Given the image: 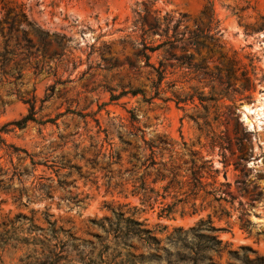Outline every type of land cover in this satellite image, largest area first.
Here are the masks:
<instances>
[{"label": "rangeland", "instance_id": "obj_1", "mask_svg": "<svg viewBox=\"0 0 264 264\" xmlns=\"http://www.w3.org/2000/svg\"><path fill=\"white\" fill-rule=\"evenodd\" d=\"M133 118L181 167L168 189L146 177L159 197L145 211ZM191 160L215 167L197 195ZM0 225V264L55 246L61 264H182L201 234L264 255V0H0Z\"/></svg>", "mask_w": 264, "mask_h": 264}, {"label": "trees", "instance_id": "obj_2", "mask_svg": "<svg viewBox=\"0 0 264 264\" xmlns=\"http://www.w3.org/2000/svg\"><path fill=\"white\" fill-rule=\"evenodd\" d=\"M26 17V25L29 28L35 27L36 24L29 20ZM35 31L40 34L42 37H46L50 35V32L40 27H35ZM56 35V34H53ZM166 43V42H165ZM164 44V43H163ZM153 51V50H151ZM164 71L160 72V76H162ZM135 94V93H134ZM35 109V105L32 104V110ZM32 120L29 117L25 118L26 122ZM125 130V134L128 137H137V141H140L139 145L134 147L135 152H133L130 157L132 163V169H130L131 175L136 177V185L134 194L140 196L141 203L143 205L142 211H145V206H151L153 208L154 203L157 202L159 194L156 192L155 188L147 186L146 177H150L152 175L155 176L153 183H157L158 181H164L166 179H170L168 186L166 189L170 188L171 185L176 181L177 176H181L179 171L181 167L177 166L172 160L167 162L164 160L163 151L166 150L165 146L167 145L166 140L159 138L157 141H148L145 136L139 137L137 136L136 131L141 129L137 126V121L135 118L130 120L129 125L122 124V128ZM128 145H132L131 141L125 142ZM160 157V160H158ZM191 166L187 169V173L189 176L188 184L190 185L191 195H197L198 191L202 189L205 185H203L204 172L208 171L210 173H215V167L211 160H203L200 166H196L193 160L190 161ZM185 177V176H183ZM173 212L171 205L166 204L159 214V217L169 216ZM25 217V216H24ZM14 221H9V223H13ZM127 222L130 224H134L139 226L138 230L144 233H151V230L146 228H141L144 224L139 220H135L133 218H127ZM57 222H52V226L56 225ZM3 226H8L5 222L2 224ZM33 228H30V233H35L37 231L44 232L43 228L33 225ZM1 228V225H0ZM35 228V229H34ZM54 234L55 237H58L60 234L64 233L71 240L77 241L80 240L70 229H65L64 227L54 226L49 230ZM49 233H46V237H49ZM199 237L205 239L208 243L200 249L192 250L191 254L178 258V261L182 264H224L219 261L214 260L213 256L210 254L215 252V255L221 257L223 252L227 251L228 253V261L225 264H264V255L260 254L257 250H254L248 246H240L239 249L234 250L229 248V245L225 244L219 236L210 235V234H201ZM85 242V241H84ZM129 244L127 242L124 243V246L127 247ZM123 247V246H119ZM123 247V248H125ZM51 249V248H50ZM54 249V250H53ZM52 250H49L52 254L50 257H45V261H42V264H61L62 261L69 259L64 256L66 252V248L63 246H55ZM73 249L78 250L79 245L73 244ZM130 256L131 254L128 253ZM103 255H100L101 263H105ZM135 257V256H134ZM107 263V262H106ZM27 264H32L28 262ZM37 264V263H35Z\"/></svg>", "mask_w": 264, "mask_h": 264}, {"label": "bare ground", "instance_id": "obj_3", "mask_svg": "<svg viewBox=\"0 0 264 264\" xmlns=\"http://www.w3.org/2000/svg\"><path fill=\"white\" fill-rule=\"evenodd\" d=\"M245 109H246L247 112H251V109L249 107L246 106ZM245 117H246L247 120H249L248 116L245 115Z\"/></svg>", "mask_w": 264, "mask_h": 264}, {"label": "built area", "instance_id": "obj_4", "mask_svg": "<svg viewBox=\"0 0 264 264\" xmlns=\"http://www.w3.org/2000/svg\"><path fill=\"white\" fill-rule=\"evenodd\" d=\"M254 112H256V110H254ZM254 112H253V113H254ZM251 122H252V121L250 120V122H248V123L253 124V123H251Z\"/></svg>", "mask_w": 264, "mask_h": 264}]
</instances>
